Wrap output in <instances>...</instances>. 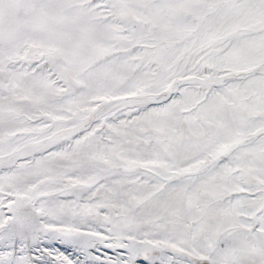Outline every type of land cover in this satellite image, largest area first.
Here are the masks:
<instances>
[{
	"label": "snow or ice",
	"instance_id": "1",
	"mask_svg": "<svg viewBox=\"0 0 264 264\" xmlns=\"http://www.w3.org/2000/svg\"><path fill=\"white\" fill-rule=\"evenodd\" d=\"M0 264H264V0H0Z\"/></svg>",
	"mask_w": 264,
	"mask_h": 264
}]
</instances>
